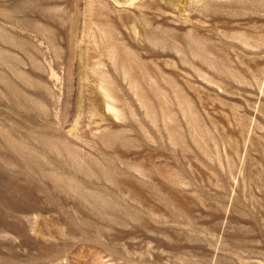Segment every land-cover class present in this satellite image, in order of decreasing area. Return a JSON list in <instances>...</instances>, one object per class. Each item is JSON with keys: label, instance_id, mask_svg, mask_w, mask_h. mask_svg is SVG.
<instances>
[{"label": "rangeland", "instance_id": "374dc122", "mask_svg": "<svg viewBox=\"0 0 264 264\" xmlns=\"http://www.w3.org/2000/svg\"><path fill=\"white\" fill-rule=\"evenodd\" d=\"M0 264H264V0H0Z\"/></svg>", "mask_w": 264, "mask_h": 264}]
</instances>
